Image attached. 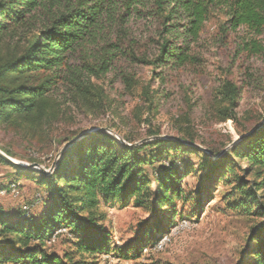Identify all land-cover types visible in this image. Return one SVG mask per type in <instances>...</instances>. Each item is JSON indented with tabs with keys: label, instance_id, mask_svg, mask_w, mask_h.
<instances>
[{
	"label": "trees",
	"instance_id": "1",
	"mask_svg": "<svg viewBox=\"0 0 264 264\" xmlns=\"http://www.w3.org/2000/svg\"><path fill=\"white\" fill-rule=\"evenodd\" d=\"M114 5V0H0V130L29 145L53 143L71 107L83 114L112 112L114 101L103 86L111 72V80H120L135 98L137 122L150 125L160 107L158 94L118 65L194 66L201 61L196 50L206 42L230 61L209 117L215 124L241 126L242 140L222 154L192 146L203 147L181 126L173 138L184 143L156 133L139 146L133 138L119 134L121 143L104 131L82 138L63 152L51 176L41 174L45 209L38 221L24 213L10 217L0 208V264H96L98 255L109 254L110 243L100 227L101 201H117L121 208L135 203L155 213L136 244L115 252L124 260L140 258L177 225L174 202L183 197L181 180L190 165L173 152L201 155L211 186L233 185V208L261 221L252 233L259 244L247 254L249 264H264V112L254 127H249L256 119L250 111L240 115L253 90H264V72L257 75L244 66L252 58L264 59V0H126L128 10L148 7L150 27L143 37L128 32L127 18L117 20L115 30V18H102ZM67 134L65 145L84 132ZM0 162L25 176L27 167L1 157ZM207 191H200L199 204ZM61 228L74 241L73 250L62 256L50 251Z\"/></svg>",
	"mask_w": 264,
	"mask_h": 264
},
{
	"label": "rangeland",
	"instance_id": "2",
	"mask_svg": "<svg viewBox=\"0 0 264 264\" xmlns=\"http://www.w3.org/2000/svg\"><path fill=\"white\" fill-rule=\"evenodd\" d=\"M126 0H114L115 5L102 18H115L112 27L115 30L117 20L127 18L126 28L133 36H147L150 22L148 7L137 5L128 10ZM212 30V29H211ZM264 39V35L260 38ZM200 62L194 66L174 68L164 66L153 69L146 66L119 64L120 70L134 73L141 85H147L158 94L160 107L150 125H140L135 115L136 100L125 93L120 80L113 79V73L107 75L103 86L110 100L114 101L112 112L107 114H83L71 107L66 118L57 125L54 142L46 146L27 144L14 133L0 130V151L9 152L13 160L27 167L25 176L18 170L0 162V208L10 217L22 216L25 205L30 207V217L38 221L44 212V204H36L38 196H43V187L38 183L41 174L51 176L52 166L64 148L67 132H90L108 129L121 139V135L133 138L137 143L149 140L153 133L160 137H177L178 126L189 128L198 145L204 149L216 151L229 150L239 140V130L232 121L215 124L209 117V108L220 86L222 78L230 67L227 53L203 43L196 50ZM253 73L264 72V59L252 58L244 64ZM157 76H161L159 79ZM60 96L66 92L60 90ZM64 100V97H62ZM251 112L254 119L249 127H254L264 112V90L254 89L250 98L241 104L240 115ZM182 119V121H181ZM115 126V128H112ZM108 133V132H107ZM121 134V135H119ZM150 142V141H148ZM173 157L190 165L189 174L181 180L183 197L175 200L176 221L170 233L159 245L148 247L138 259L124 260L117 257L116 250L134 245L141 235L144 224L150 226L155 213L131 203L121 208L119 202L101 201L98 208L104 216L100 224L109 235V254H100L96 264H249L247 256L252 247L259 243L253 241V230L261 225L255 216H247L233 208L235 198H231L233 185L220 181L210 185L204 177L201 155L173 152ZM210 154V153H209ZM7 155V154H6ZM12 158V157H11ZM172 160V159H170ZM37 165L36 167H30ZM181 167V164H179ZM149 170H147L148 172ZM28 174V175H27ZM17 182L20 195L15 198L10 193L1 194L8 185ZM208 187L205 198L200 202V191ZM155 188L153 185L152 189ZM168 210V209H167ZM182 222H185L183 224ZM74 241L66 233L61 234L51 244L50 251L62 256L73 250Z\"/></svg>",
	"mask_w": 264,
	"mask_h": 264
},
{
	"label": "water",
	"instance_id": "3",
	"mask_svg": "<svg viewBox=\"0 0 264 264\" xmlns=\"http://www.w3.org/2000/svg\"><path fill=\"white\" fill-rule=\"evenodd\" d=\"M100 131L108 132L109 134H111L112 136H114L117 140H119L121 143H123L122 139H120L119 137H117L116 134H114L112 131H110V130H108V129H104V130H96V131L94 130V131L86 132V133L82 134L81 136H79L77 139H75V140H73V141L67 143V144L64 146V148L62 149V151L60 152V154H59V156H58V158H57V161L53 164V166H52V170L54 171V169H55V167H56V165H57V162H58L59 158L61 157V155L63 154V152H64L67 148H69L71 145H73L74 143L78 142V141L81 140L82 138H84V137H86V136H88V135H90V134H92V133H96V132H100ZM159 138H162V139H167V138H168V139H173V140H176V141H178V142H182V143H184L182 140H180V139H176V138H173V137H159ZM151 140H153V138H150L149 140H144V141H141V142H139V143H136L134 146H139V145L144 144V143H146V142H148V141H151ZM240 140H242V138H239V140L236 141V142H234V143L232 144V146H233L235 143L239 142ZM124 144H125V143H124ZM126 145H128L129 147H132V145H130V144H126ZM192 146L197 147V148H199L200 150H202V151H204V152H207V150L204 149L203 147H199V146H196V145H192ZM232 146H231V147H232ZM226 152H227V150L223 151L222 154H224V153H226ZM0 157H1L2 159H4L5 161H7V162H9V163H11V164H14V165H16V166H20V167H29V166H23L22 164L16 162L15 160H13V158H11V157H9L8 155L2 153L1 151H0ZM36 166H37V165L30 166V167H36Z\"/></svg>",
	"mask_w": 264,
	"mask_h": 264
},
{
	"label": "built area",
	"instance_id": "4",
	"mask_svg": "<svg viewBox=\"0 0 264 264\" xmlns=\"http://www.w3.org/2000/svg\"><path fill=\"white\" fill-rule=\"evenodd\" d=\"M7 193H10L13 197L17 198V197L20 195V191H19L18 183H17V182H12V183H10V184L8 185V187H7L5 190H3V191L1 192L2 195H3V194H7ZM41 202H42V198H41V196H38V197H37V200H36V204H40ZM22 212H23L25 215H30V207L27 206V205H25V206L23 207ZM182 223L185 224V222H182ZM66 232H67V231H66L65 229H62V228L59 229V230H57V232L55 233L54 239H55L56 236L61 235V234H64V233H66ZM165 237H167V236H165ZM165 237H163L160 241L165 240V239H166ZM157 245H159V244H157ZM157 245H156V246H157ZM157 247H158V246H157ZM104 257H108V254H105Z\"/></svg>",
	"mask_w": 264,
	"mask_h": 264
}]
</instances>
